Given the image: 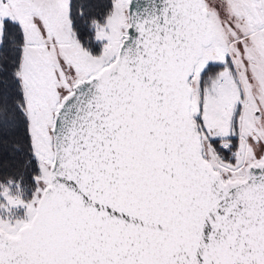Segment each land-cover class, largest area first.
<instances>
[{
    "label": "snow or ice",
    "instance_id": "6c2138e0",
    "mask_svg": "<svg viewBox=\"0 0 264 264\" xmlns=\"http://www.w3.org/2000/svg\"><path fill=\"white\" fill-rule=\"evenodd\" d=\"M0 264H264V0H0Z\"/></svg>",
    "mask_w": 264,
    "mask_h": 264
}]
</instances>
